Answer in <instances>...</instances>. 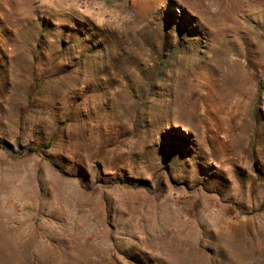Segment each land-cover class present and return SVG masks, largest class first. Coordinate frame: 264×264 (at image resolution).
I'll return each mask as SVG.
<instances>
[{
	"label": "rangeland",
	"instance_id": "1",
	"mask_svg": "<svg viewBox=\"0 0 264 264\" xmlns=\"http://www.w3.org/2000/svg\"><path fill=\"white\" fill-rule=\"evenodd\" d=\"M0 264H264V0H0Z\"/></svg>",
	"mask_w": 264,
	"mask_h": 264
},
{
	"label": "trees",
	"instance_id": "2",
	"mask_svg": "<svg viewBox=\"0 0 264 264\" xmlns=\"http://www.w3.org/2000/svg\"><path fill=\"white\" fill-rule=\"evenodd\" d=\"M41 147H42V148H48L49 145H48V144H47V145H42ZM27 150H28L29 152H31V151H35L36 149L28 148Z\"/></svg>",
	"mask_w": 264,
	"mask_h": 264
}]
</instances>
